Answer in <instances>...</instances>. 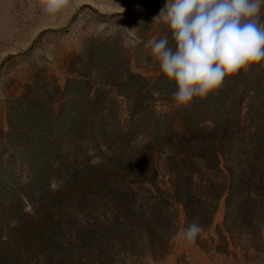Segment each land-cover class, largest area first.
Instances as JSON below:
<instances>
[{
    "label": "rangeland",
    "instance_id": "1",
    "mask_svg": "<svg viewBox=\"0 0 264 264\" xmlns=\"http://www.w3.org/2000/svg\"><path fill=\"white\" fill-rule=\"evenodd\" d=\"M166 2L0 0V264H264V60L174 107Z\"/></svg>",
    "mask_w": 264,
    "mask_h": 264
},
{
    "label": "clouds",
    "instance_id": "2",
    "mask_svg": "<svg viewBox=\"0 0 264 264\" xmlns=\"http://www.w3.org/2000/svg\"><path fill=\"white\" fill-rule=\"evenodd\" d=\"M68 3L46 0L44 10L57 13ZM262 5L264 0H167L154 20L167 26L174 46L167 36H153L144 47L151 49L161 73L175 82L174 107L206 98L225 77L264 60ZM200 232L199 223L192 222L179 235L194 244Z\"/></svg>",
    "mask_w": 264,
    "mask_h": 264
}]
</instances>
